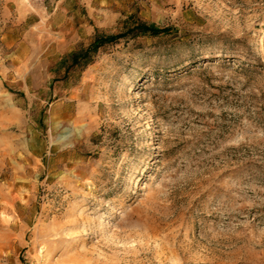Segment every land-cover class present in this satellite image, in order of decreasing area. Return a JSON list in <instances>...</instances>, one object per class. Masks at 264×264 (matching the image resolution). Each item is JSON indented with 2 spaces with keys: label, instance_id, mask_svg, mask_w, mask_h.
<instances>
[{
  "label": "rangeland",
  "instance_id": "1",
  "mask_svg": "<svg viewBox=\"0 0 264 264\" xmlns=\"http://www.w3.org/2000/svg\"><path fill=\"white\" fill-rule=\"evenodd\" d=\"M0 264H264V0H0Z\"/></svg>",
  "mask_w": 264,
  "mask_h": 264
},
{
  "label": "trees",
  "instance_id": "2",
  "mask_svg": "<svg viewBox=\"0 0 264 264\" xmlns=\"http://www.w3.org/2000/svg\"><path fill=\"white\" fill-rule=\"evenodd\" d=\"M168 32L169 31L167 29H161L153 25H146L144 23H138L135 27L130 29L129 32L127 33L128 34L133 33L134 36H137V35L158 36L161 34H167ZM127 33L118 34L114 36H107V37H96L93 40L92 44L87 49L72 53L69 56V60L71 61L72 65H76L80 60L86 63L90 55L92 53H95L100 47L118 41L119 39L125 37Z\"/></svg>",
  "mask_w": 264,
  "mask_h": 264
}]
</instances>
